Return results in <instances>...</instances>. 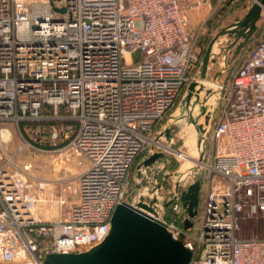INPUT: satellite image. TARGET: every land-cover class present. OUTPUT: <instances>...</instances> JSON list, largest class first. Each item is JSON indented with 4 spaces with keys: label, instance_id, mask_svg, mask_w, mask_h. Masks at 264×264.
I'll list each match as a JSON object with an SVG mask.
<instances>
[{
    "label": "built area",
    "instance_id": "2783aa9c",
    "mask_svg": "<svg viewBox=\"0 0 264 264\" xmlns=\"http://www.w3.org/2000/svg\"><path fill=\"white\" fill-rule=\"evenodd\" d=\"M193 2L0 0V261L42 264L48 254L92 248L128 202L144 154L155 148L183 158L159 135L200 73L201 39L228 1L198 25ZM46 121L53 139L65 141L59 155L83 168L75 201L49 199L58 210L51 220L39 211L32 164L18 162V153L35 148L20 125ZM2 124L15 126L19 152L7 150L13 132ZM196 162L201 203L192 228L179 201L168 210L157 203L159 213L149 214L193 252L190 264H264V28L222 84L206 156Z\"/></svg>",
    "mask_w": 264,
    "mask_h": 264
},
{
    "label": "water",
    "instance_id": "95a60500",
    "mask_svg": "<svg viewBox=\"0 0 264 264\" xmlns=\"http://www.w3.org/2000/svg\"><path fill=\"white\" fill-rule=\"evenodd\" d=\"M264 0H254L248 5L243 18L223 27L209 44L202 59L200 73L187 86L175 109L162 126L159 138L174 145L173 129H179L183 140V152L191 159H184L182 165L173 172H163L170 163L167 153L155 148L144 154L136 166V181L128 202L117 205L107 237L97 245L83 252L48 254L42 264H190L193 252L180 240H175L167 227L149 213L157 215V203L168 210L179 201L185 207L188 217L184 227L190 230L193 218L198 214L200 176L202 168L196 161L204 160L207 137L212 126L216 108L222 95V85L217 82L219 71L211 82L208 80L210 62H215L214 46L223 43V37L247 40L258 29ZM227 46L221 49L229 50ZM243 45V43H241ZM240 45V46H241ZM218 50V49H217ZM147 173V175L143 172ZM143 177V185L140 178ZM161 179L152 187V179ZM172 182L164 187L165 181ZM195 182H192L194 181ZM187 182L190 184L185 186ZM164 191V192H163ZM137 196V199L135 197ZM166 198H170L166 200ZM174 217L176 212H172ZM0 264H34L30 262H2Z\"/></svg>",
    "mask_w": 264,
    "mask_h": 264
},
{
    "label": "rangeland",
    "instance_id": "374dc122",
    "mask_svg": "<svg viewBox=\"0 0 264 264\" xmlns=\"http://www.w3.org/2000/svg\"><path fill=\"white\" fill-rule=\"evenodd\" d=\"M29 1L34 2V0H29ZM227 1L230 4L229 13L226 14L225 16L221 13L222 11L219 14H217L209 23V28L213 27L212 28L213 31L211 32L212 35L209 36V34H206L201 39V46L203 48V57L205 55V52L209 44L214 39V37L217 35V33L223 27L228 26L229 24L233 23L236 19L243 18L244 15L248 11V5H250V3L254 0H227ZM227 7L228 6L226 5V8ZM54 10L59 14L61 13V9L58 7H54ZM220 14L222 15L221 17H220ZM263 28H264V14H262L261 19L258 21V29L256 30V32H254L250 36L251 39L248 40L247 42H245L242 39V41H244L245 44L247 45H246V49L238 56L236 52H234V50L232 51L230 49L229 50L221 49L222 46H227L226 40H230L229 45L235 44V43L233 44V42L235 41V38L227 39V37L225 38L222 36L223 40L225 41L221 44H218L215 50L216 55L213 57L215 62L211 61L209 64L208 75H207L208 80L212 82L214 80V76L220 71L221 74L217 77V79L219 80L222 79L224 82H226L229 76L232 74V72H226V71L224 72L225 68H227L229 65H232V63H234L235 68H237L242 63V61L246 58L249 51L254 46ZM22 124L20 126H21V129L25 133V138L28 141H30L35 146V148H26L22 152L18 153L19 154L18 162L21 167L24 166L26 163L32 164L31 170H29L27 173H28V178L30 177L29 179H32L33 181V187L36 186V183L34 182H37L38 184V181L41 179L57 178L59 174L57 173L58 175L56 176L54 173L58 169H60V171L62 172L61 175H63V172L65 171L67 165L70 163V159H76V158H73V156L65 157V156L59 155V148L65 145V141L63 139H59V140L53 139L51 135V129L54 123L51 121L50 122L46 121V122L24 123L23 126ZM2 126H6V125L2 124ZM8 126L12 128L13 140L9 142L7 146V150L11 153H17L19 152V149L22 147L24 142L22 138L16 132H14L16 130L15 126H12V125H8ZM174 129L176 130L177 135L173 134L175 138L173 147L183 151L185 150V147H183V140L180 139L179 129L176 127H174ZM46 145H48L49 147H44ZM167 156H171L172 159L177 161L176 164L169 166L171 172L177 170L184 162V158L171 155L168 153H167ZM4 160L5 158L4 156H2V160L0 161V164ZM134 172H133V177H134V180L136 181V173ZM171 183L172 182L170 181L168 185ZM71 186H72L71 189H67L65 186L64 189L66 192L65 193L61 192V193L64 195L65 194L72 195V197L74 196L72 201H75L76 195H77V185L76 183H74ZM68 201H70V199H68ZM68 210H69V206H64L63 215L67 214ZM39 211L41 215L43 216V218L50 219L49 215L44 216L42 214L43 211H41L40 209ZM51 218L55 219L54 217H51Z\"/></svg>",
    "mask_w": 264,
    "mask_h": 264
},
{
    "label": "crops",
    "instance_id": "0c3cea01",
    "mask_svg": "<svg viewBox=\"0 0 264 264\" xmlns=\"http://www.w3.org/2000/svg\"><path fill=\"white\" fill-rule=\"evenodd\" d=\"M219 3V0H194L192 8L189 10V16L194 25H198L201 23L204 19H206L212 11V8L217 6ZM227 8L225 10V15L229 13L230 4L227 3ZM214 24V23H213ZM83 171V168L78 165L77 159H70V163L67 165L65 171L63 172V175H61L60 169L56 170L54 173L57 178L51 179V178H44L47 182V185L44 189H41L39 185L36 183V186L33 187V191L37 193L41 198V202L39 204V209L42 212V214L49 215L51 220V217L56 218L58 215L57 209H51L50 208V198H57L59 194H62L61 192H66L64 187L66 186L67 189H71V185L76 183L77 185V193H78V175ZM58 173V174H57ZM63 189V190H62ZM67 199H70L72 201L73 197L72 195L65 194Z\"/></svg>",
    "mask_w": 264,
    "mask_h": 264
},
{
    "label": "flooded vegetation",
    "instance_id": "af4514ba",
    "mask_svg": "<svg viewBox=\"0 0 264 264\" xmlns=\"http://www.w3.org/2000/svg\"><path fill=\"white\" fill-rule=\"evenodd\" d=\"M251 39V37H249L247 40H245V42H247L248 40H250ZM245 42L244 41H242V38H240L234 45H231V47H229V49L230 50H234V52H236V54H237V56L238 55H240L245 49H246V45L247 44H245ZM241 43H243V45H241ZM241 45V46H240ZM235 48V49H234ZM237 68H235V64L234 63H232V65H229L227 68H225V70H224V72L226 71V72H234L235 70H236ZM223 75V74H222ZM217 82H219V83H221V85L224 83V81L222 80V79H217ZM173 134L174 135H177L176 134V130L175 129H173ZM176 143V142H175ZM173 157V156H172ZM168 158H169V161H170V163L168 164V165H166V167H165V169L163 170V172H171L170 171V165H174V164H176V160H174V159H172L171 158V156H168ZM141 159V158H140ZM138 162H139V160L135 163V165H134V167H133V172L136 170V166H137V164H138ZM135 173V172H134ZM143 173H145L146 175H147V173H146V171L145 172H143ZM143 175L141 176V178H140V184H141V186L140 187H142V186H144L143 185V183H142V181H143ZM161 179V175H158L157 176V180H155L154 181V179H152V181H151V186L152 187H156L157 185H158V183H159V180ZM170 182V179H167L166 181H165V184H164V187L165 188H167V186H168V183ZM135 184V180H134V177L132 176V188H133V185ZM190 184V182H187V184H185V186L187 185H189ZM164 192V191H163ZM135 199H137V196L135 197ZM168 199H170V198H166V200H168ZM200 203H201V193L199 194V203H198V210H199V206H200Z\"/></svg>",
    "mask_w": 264,
    "mask_h": 264
},
{
    "label": "bare ground",
    "instance_id": "6f19581e",
    "mask_svg": "<svg viewBox=\"0 0 264 264\" xmlns=\"http://www.w3.org/2000/svg\"><path fill=\"white\" fill-rule=\"evenodd\" d=\"M216 48H217V45L216 46H214V51L216 50ZM3 134H4V136H6L7 137V135H8V132L6 131V130H4L3 131ZM185 154V153H184ZM184 159H191L188 155H183L182 156Z\"/></svg>",
    "mask_w": 264,
    "mask_h": 264
},
{
    "label": "trees",
    "instance_id": "16d2710c",
    "mask_svg": "<svg viewBox=\"0 0 264 264\" xmlns=\"http://www.w3.org/2000/svg\"><path fill=\"white\" fill-rule=\"evenodd\" d=\"M23 125H24V123L22 124V126H23ZM44 147H49V146L46 145V146H44ZM249 226H250L249 223H248V224L246 223V224L244 225V228L247 230V228H248Z\"/></svg>",
    "mask_w": 264,
    "mask_h": 264
}]
</instances>
